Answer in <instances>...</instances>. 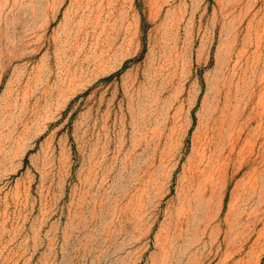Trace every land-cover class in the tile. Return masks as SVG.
Here are the masks:
<instances>
[{
  "label": "rangeland",
  "instance_id": "rangeland-1",
  "mask_svg": "<svg viewBox=\"0 0 264 264\" xmlns=\"http://www.w3.org/2000/svg\"><path fill=\"white\" fill-rule=\"evenodd\" d=\"M0 264H264V0H0Z\"/></svg>",
  "mask_w": 264,
  "mask_h": 264
}]
</instances>
